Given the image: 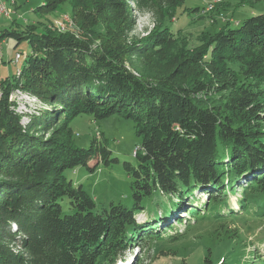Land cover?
I'll list each match as a JSON object with an SVG mask.
<instances>
[{
  "label": "trees",
  "instance_id": "obj_1",
  "mask_svg": "<svg viewBox=\"0 0 264 264\" xmlns=\"http://www.w3.org/2000/svg\"><path fill=\"white\" fill-rule=\"evenodd\" d=\"M130 1L160 23L184 3L43 0L36 10L41 14L70 4L76 34L60 33L52 22L0 32L1 40L13 37L15 46L27 41L32 52L18 78L1 79L0 264H116L146 233L160 239L174 231L164 229L163 220L176 216L194 192L205 194L203 210L187 214L204 218L241 178L240 214L264 221V14L202 31L194 46L180 30L164 26L134 42ZM221 6L216 16L224 14ZM17 88L46 106L26 124L8 101ZM81 114L94 121L114 115L133 121L140 138L137 164H124L134 180L132 209L111 203L96 212L81 185L66 178L78 167L93 172L115 162L102 135L88 149L75 146L69 125ZM155 191L165 198L161 213L140 205ZM143 211L145 224H139L136 215ZM183 221L177 217L175 224ZM221 230L216 226L213 233ZM231 232L235 228L221 237ZM174 234L176 240L180 235ZM226 258L221 255L218 264ZM257 258L254 264H264ZM211 262L208 254L203 264Z\"/></svg>",
  "mask_w": 264,
  "mask_h": 264
},
{
  "label": "rangeland",
  "instance_id": "obj_2",
  "mask_svg": "<svg viewBox=\"0 0 264 264\" xmlns=\"http://www.w3.org/2000/svg\"><path fill=\"white\" fill-rule=\"evenodd\" d=\"M2 1L10 5L14 2V15L10 21L0 20V32L4 29L23 31L24 26L38 23L48 27L53 20L64 14L69 15L71 9L70 4L66 2L59 5L52 13L41 14L36 10L42 6L43 0ZM221 3H223L221 7L225 9H223L224 14L216 16L214 9ZM129 4L133 21L129 38L134 42L150 36L157 27L162 28L164 26L174 33L180 30V37L187 39L189 46H194L197 36L202 31L214 32L225 22L231 23L233 27L238 26L247 18L264 14V0H251V2L247 0L243 5L238 0H184L183 5L176 9L174 17L167 18L160 23L151 13L146 10L140 11L131 1ZM207 5L210 6L207 7ZM194 9L197 11L194 12ZM213 21L215 24H212ZM4 41L6 44L2 45L1 48L0 77L3 78L8 74L14 78L17 69L24 67V61L16 66L13 65L14 54L17 52L29 55L32 53L31 47L24 40L15 46L17 42L11 36L5 37ZM140 62V60L134 59L133 65L140 67ZM14 92L16 91L14 90ZM16 95L18 92L15 93ZM18 97L20 99L16 98L17 102L19 100L22 102L19 104V108L23 103L30 104L27 108L29 114H37L35 108L45 109L46 107H42L33 101L28 100L26 102L20 95ZM16 109L18 108L16 107ZM69 127L72 130L73 142L80 149H88L93 139L96 138L100 141L103 136L105 138L104 143L111 152L110 158L114 159L115 162H110L107 165L99 164L93 172H89L85 167H78L66 172V178L76 185H81L83 190L92 198L96 212L108 209L111 203L132 209L134 205L132 187L134 180L124 169V164H129L132 167H136L137 164L134 153L136 149L137 151L140 149V138L136 137L134 133L133 121L125 120L116 115L106 118V120L94 121L89 115L81 114L70 123ZM94 164H96V160L90 162L89 167H93ZM245 183L246 181L241 178L238 186L226 194V199L218 203L217 210L208 212L204 218L199 216L191 218L187 214L191 209L198 210L200 208L201 211L203 210L200 203L206 200L205 194L199 191L194 192L192 199L187 198V202H184L176 216L172 214L163 220L165 222L163 228L172 227L171 229L174 231L164 233L165 235L160 239H154L155 234L146 233L147 239L142 241L140 246L133 245L125 252V257L131 259V257L136 256L137 259H133L134 263L132 264H203V259L208 254H210L213 264H218L221 255L227 256L226 264H254L252 259L255 257H258L257 260L264 261V221L255 220L245 213L241 215L236 206L242 197V187ZM226 186L227 184L224 183V187ZM162 200L165 198L162 199L159 192L155 191L149 199L143 198L140 205L150 213L157 211L161 213ZM144 215L145 211L136 215V221L139 224H145ZM177 217L184 219L183 224H175ZM220 225L223 226V230L214 234V229ZM228 228L229 230L235 228L236 234L231 232L229 236L221 237L222 232ZM174 233L180 235L176 240L172 239ZM220 237L230 239L221 241ZM260 239L263 240L260 241Z\"/></svg>",
  "mask_w": 264,
  "mask_h": 264
},
{
  "label": "built area",
  "instance_id": "obj_3",
  "mask_svg": "<svg viewBox=\"0 0 264 264\" xmlns=\"http://www.w3.org/2000/svg\"><path fill=\"white\" fill-rule=\"evenodd\" d=\"M13 5H14V2H12V4L10 5V4H7L6 2L0 0V20L1 19L9 20V21L11 20V18L14 15ZM209 6L210 5H207V7H209ZM52 24H53L52 28L55 29L56 31L60 32V33L74 32L76 34V32H77L74 21L72 20L70 15H67V14H64V15L60 16V18L53 20ZM4 44H6L5 41L0 39V58H2L1 48H2V45H4ZM25 57H27L26 53H17L16 52L14 54L13 59H12L13 65L16 66L21 61H25V59H26ZM21 72H22L21 69L18 68L16 71L15 77L18 78L20 76ZM1 86L2 85H1V77H0V98L2 97V94H3ZM15 91L18 92V95L15 96L16 92L12 91L8 97L9 98L8 101H9V103L14 104V106H15L14 112H16L18 115L22 116L21 123L25 124L24 122L28 121L27 117L29 115H31L32 113L29 114L30 112L27 111L28 106H30V104H28V103L21 104V108H19V104L22 103L21 100H19L17 102V99H20L18 97L19 95L22 99L26 100V102L29 100V101H33L36 104H40L42 107H45V106H44V104L39 102V99H36L34 96H32L26 92H23L21 89L17 88V89H15ZM16 107L18 109H16ZM34 107H33V109H34ZM20 109H22V110H20ZM35 110H39V109L35 108Z\"/></svg>",
  "mask_w": 264,
  "mask_h": 264
},
{
  "label": "bare ground",
  "instance_id": "obj_4",
  "mask_svg": "<svg viewBox=\"0 0 264 264\" xmlns=\"http://www.w3.org/2000/svg\"><path fill=\"white\" fill-rule=\"evenodd\" d=\"M211 6H212V5H211ZM209 9H210V8H209ZM209 9H208V12H210V10H211V9H210V10H209ZM204 13H206V12H204ZM203 15H204V14H203ZM204 16H205V15H204Z\"/></svg>",
  "mask_w": 264,
  "mask_h": 264
},
{
  "label": "crops",
  "instance_id": "obj_5",
  "mask_svg": "<svg viewBox=\"0 0 264 264\" xmlns=\"http://www.w3.org/2000/svg\"><path fill=\"white\" fill-rule=\"evenodd\" d=\"M6 76H8L9 77V75L8 74H6ZM6 76H4V77H6ZM2 79V78H1Z\"/></svg>",
  "mask_w": 264,
  "mask_h": 264
}]
</instances>
